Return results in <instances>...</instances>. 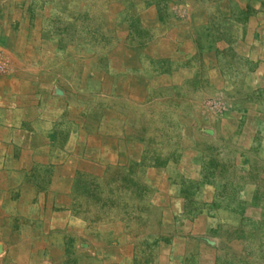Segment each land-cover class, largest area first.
<instances>
[{
	"label": "rangeland",
	"instance_id": "1",
	"mask_svg": "<svg viewBox=\"0 0 264 264\" xmlns=\"http://www.w3.org/2000/svg\"><path fill=\"white\" fill-rule=\"evenodd\" d=\"M240 1L215 18L242 28L264 13V0L232 13ZM199 2L220 0H0L4 29L30 48L20 60L46 57L17 64L0 45L10 61L0 75L38 66L55 95L4 82L0 99L22 109L14 120L32 119L24 108L51 113L38 130L32 119L36 135L14 136L36 152L62 148L42 166L15 161L36 195L51 185L48 199L68 198L33 214L20 183L11 195L25 214L18 207L12 231L21 218L59 235L71 264H264V57L246 58L245 38L228 30L191 31Z\"/></svg>",
	"mask_w": 264,
	"mask_h": 264
},
{
	"label": "crops",
	"instance_id": "2",
	"mask_svg": "<svg viewBox=\"0 0 264 264\" xmlns=\"http://www.w3.org/2000/svg\"><path fill=\"white\" fill-rule=\"evenodd\" d=\"M220 4L227 5V0H220V2H218L217 4L211 3L210 5H204L200 2L197 3L196 9L194 8L193 12L194 16H192L191 19L192 23L194 24V27H192L191 31L194 30L208 32L228 30L229 33L226 32L228 34V37H232V35L230 34H234L235 36H238L237 39L245 38V40L240 43L241 46L239 48L240 53L242 55H247L246 58H248L250 61H252V58H257L259 60L260 58L264 57V45L260 41L252 40L253 38L259 37L262 41H264V24H262L261 22V15H264L263 11L260 9L256 10L255 14L257 15L255 16L252 14V16L248 18L247 22L242 24V28L241 26L237 27V25L230 27L229 23H227L226 21L220 22L217 20L219 18H215L216 15L227 14V11L224 10L226 7H219ZM242 5L243 2L241 0L237 4V6L232 7V13H237V8L239 7V13L244 14L245 9L244 7L241 8ZM209 16L210 19H208ZM2 19L3 15L0 11V45L2 46L3 50L9 49L7 50V54H11L13 62L20 64L21 61L28 58L29 61L35 63L36 61L39 62V60L46 58L44 57L45 54L43 53L32 54L35 55L37 58H33L30 54L29 56L27 54L28 52H30L28 51V49H30L27 47L28 45L24 44L23 39L21 40V38L17 35L15 37L11 35L8 30L6 31L4 29V22H2ZM254 32L257 33V36L254 34ZM191 42V39L188 40V44H190ZM217 44L221 45V42L218 41ZM223 45L224 43L222 42L221 46ZM206 46L211 45L209 44ZM23 50H26L27 53L23 52L24 59L20 60L21 53ZM40 51L43 52V49ZM206 56L210 57L211 52L207 51ZM216 61L217 60L215 58L214 62H208V64L216 65ZM260 64L261 61L259 60L258 65ZM215 70L218 71L217 69ZM192 71L194 70L190 68V74H193ZM50 74L52 73L50 72ZM4 82L15 83L16 87L13 89L15 91L21 90L18 85L24 82L25 89L23 90L32 91L34 92L33 94L43 93L46 97L50 98L55 96L51 94L50 90L52 82L50 80H46L45 74L38 66H34L32 72H28L26 77L21 76L20 74L16 77L12 75H0V86L3 85ZM26 85L28 86V89ZM1 90L2 89H0V91ZM7 105L8 104H6L5 101L2 102V100L0 99V159H2V165L0 166V264H71L69 261L68 254L63 253V241H57L55 239L59 238V235H56L57 237L54 236V238H52L53 236L50 233L48 235V239L43 235H37V233H35L34 230L31 229L32 227L30 228L28 225L21 224V218L18 222H15L16 227L14 228V231L11 230V225H14V222H12V217L15 213L18 212V207L20 208V215L25 214V212L22 213L23 202L18 201V204H16L12 199L11 191L20 188L21 184L24 183V181L27 182L25 178V172L21 167H18V164L20 162H16L15 158L19 159L21 157H28L29 160L33 159L38 165L42 166L47 162H52L51 159L59 157L60 155L57 156V154L62 152V148L60 149L61 151H56L54 154H52L48 151L36 152L32 148H30V145H28V147L22 145V141L24 140V134H22V136H20L21 134L18 136H14L16 134L15 131L22 130L23 132H28L30 133V135L34 136L37 134L36 130L44 127H41L43 123H38V120H44L43 122H45L47 119H50L49 115L51 113L48 114L47 111H44L43 113L37 115V110L24 108L25 111L30 113V118L33 119V127L36 128V130H34L31 126L32 119L27 118L25 115H22L19 118H16L17 120H14V118L22 112V109H7ZM14 108H16V106H14ZM30 110L32 112H30ZM53 132L49 134H42L43 138L46 139L48 144H50V138L48 136L50 134H53ZM17 138L18 140H16ZM54 139L57 142L62 141V139ZM70 139L72 140V136H70L66 140L69 142ZM68 146L69 145H65L63 149H68ZM16 147L19 150L15 152ZM38 155H40V157H38ZM3 159H5L6 161H10L11 167L4 166L5 161ZM64 175H66V173ZM18 184L20 185L16 187V185ZM24 184L26 185V189L29 192L31 191L30 194H27L25 193L24 189V193L29 195L30 198H27V196L23 193L21 195L24 198H21L20 195L18 196V198H21L24 201V205L28 207H33V214H37V212L39 214H47V212L50 211L53 206L56 205L58 208H60L62 205H66L67 203L64 201H67L68 198L61 203L48 199V189L51 185L46 187L45 192L40 191L41 195L39 194V197L38 195H36L35 191L37 189H35L33 185H29L27 183ZM32 212L28 210V215L34 216ZM6 222L10 224V227L5 225L7 224ZM79 237H83V234L81 232L76 231V235L74 234V238L77 239Z\"/></svg>",
	"mask_w": 264,
	"mask_h": 264
},
{
	"label": "built area",
	"instance_id": "3",
	"mask_svg": "<svg viewBox=\"0 0 264 264\" xmlns=\"http://www.w3.org/2000/svg\"><path fill=\"white\" fill-rule=\"evenodd\" d=\"M9 66L8 60L5 58L4 54L0 52V71L7 70Z\"/></svg>",
	"mask_w": 264,
	"mask_h": 264
}]
</instances>
